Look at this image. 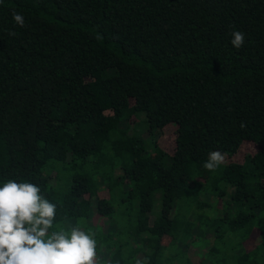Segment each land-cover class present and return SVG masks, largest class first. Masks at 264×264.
<instances>
[{"label": "trees", "instance_id": "1", "mask_svg": "<svg viewBox=\"0 0 264 264\" xmlns=\"http://www.w3.org/2000/svg\"><path fill=\"white\" fill-rule=\"evenodd\" d=\"M9 179L56 205L50 232L94 234L97 264H264V0H3Z\"/></svg>", "mask_w": 264, "mask_h": 264}, {"label": "clouds", "instance_id": "2", "mask_svg": "<svg viewBox=\"0 0 264 264\" xmlns=\"http://www.w3.org/2000/svg\"><path fill=\"white\" fill-rule=\"evenodd\" d=\"M12 17L17 25L24 26L22 14L13 11ZM231 36L233 47L241 48L245 34L236 30ZM224 159L220 151H212L203 167L215 171ZM40 191L36 184L14 179L0 186V264H97L94 234L80 228H73L70 234L50 232L56 205ZM136 264L142 261L137 259Z\"/></svg>", "mask_w": 264, "mask_h": 264}, {"label": "rangeland", "instance_id": "3", "mask_svg": "<svg viewBox=\"0 0 264 264\" xmlns=\"http://www.w3.org/2000/svg\"><path fill=\"white\" fill-rule=\"evenodd\" d=\"M173 126L168 125L163 130V134L160 137V143L167 148H171L174 145V132H173ZM256 150V145L253 142L246 141L243 143L240 152L237 154L238 159L241 158L243 152H253ZM197 230V227H194V231ZM194 246V245H193ZM197 246H194V249H196ZM190 258L192 261H197L199 256L196 253H190Z\"/></svg>", "mask_w": 264, "mask_h": 264}]
</instances>
